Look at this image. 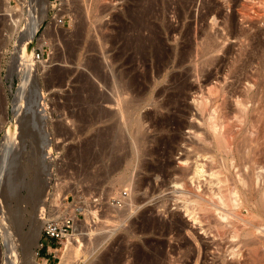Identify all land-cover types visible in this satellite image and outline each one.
Returning a JSON list of instances; mask_svg holds the SVG:
<instances>
[{
  "label": "rangeland",
  "instance_id": "rangeland-1",
  "mask_svg": "<svg viewBox=\"0 0 264 264\" xmlns=\"http://www.w3.org/2000/svg\"><path fill=\"white\" fill-rule=\"evenodd\" d=\"M258 3L264 0H0V150L9 149L0 151V264L7 250L3 217L24 225L19 232L12 225L15 256L23 258L22 237L39 207L26 200L28 186L39 171L50 179L44 223L61 212L80 214L74 264H264L262 247L256 255L243 249L239 263L230 255L231 234L224 236L212 212L194 204L211 203V174L219 170L207 122L223 98L208 91L222 83L233 122L234 97L256 82V105L264 111V10L257 27ZM45 11L27 56L17 44L27 23L29 34L31 16ZM60 17H66L64 27L54 23ZM37 51L45 58L30 68ZM123 83L132 88L125 98L134 106L127 124L119 106L114 109ZM244 137L240 144L255 151L251 136ZM36 163L41 170L17 181L20 168ZM197 165L205 171L200 178ZM12 185L19 201L12 199ZM120 194L125 205L117 209ZM69 239L50 240L42 229L38 264H46L45 254L49 264H61Z\"/></svg>",
  "mask_w": 264,
  "mask_h": 264
},
{
  "label": "bare ground",
  "instance_id": "bare-ground-1",
  "mask_svg": "<svg viewBox=\"0 0 264 264\" xmlns=\"http://www.w3.org/2000/svg\"><path fill=\"white\" fill-rule=\"evenodd\" d=\"M45 1L48 3V0H45ZM255 10L257 12V15H256L257 17H255L257 19L256 25H257V27H259L260 20H261L260 17L262 16L261 12H263L262 10H264V3L263 4L262 3L256 4ZM47 16H46V11L44 13L39 14L35 18L33 16H31L32 20L30 21L31 23L29 25L30 26L29 27L30 28L29 34H28V23H27V27L24 30L25 33H27V35L24 36L20 40L19 44H17L18 46L15 44L19 50L21 48H27V56H28V52H31V50H32V48L36 42V35L38 34V30L42 27L43 22L46 20ZM250 21H251V19H250ZM262 36H263L262 33L258 34L257 38L255 35V39L257 40L258 45L262 44V41H261ZM214 41L217 42L216 40H214ZM257 42H256V45H257ZM258 47L259 46H257V49H258ZM206 48H207V46H206ZM214 49L215 48H213V43L212 44L209 43L208 44V50L213 51ZM253 52L255 53V51H253ZM208 53H210V52H208ZM256 53L258 54L259 52H256ZM212 54H213V52H212ZM30 57L31 58L29 59V67L32 68L34 66H37L36 65L37 62L35 63L33 60L34 58H32V53H31ZM254 58H256V57H254ZM258 60H259V58H258ZM260 66H261V64H260ZM262 70L264 71V64H263ZM207 72H209V71H207ZM262 75L264 76L263 73H262ZM220 83L221 82L217 83L216 85H214V87H212L208 91L211 94V97L213 95V97L216 96L217 99H220V98H223V99H222L221 104L217 107V110H214L215 113L214 114H213V112L211 113L212 115H210L208 122H207V127H208L207 129H209V131L211 132L210 135H212V137L211 136L210 137L213 139V143H211V142L210 143L213 144L212 148H213V150L216 151V153L218 155L217 157H219V163H218L219 164V170L216 172H213L211 174L212 178L210 180V184L212 185V187H213L212 189L214 190V192H212L213 195L211 194L212 195L211 200L209 199V202H211V203L205 204L202 200H195L194 201L195 203L194 202L193 203L199 204V206H201L204 210H206V212H209V213L212 212L213 217L216 219L215 221H217V224H218L217 228L224 234V236L228 232L231 234L230 237L233 241V242L231 241L233 243V244L231 243L233 248H232V250H229L231 252V254L230 253L229 254L232 255L236 260H239V258H240V260H239V263H240V261L242 260V257H245V255L243 253L244 252L243 249L248 248V250L251 252L250 254H253V255L259 254L258 252H259V250H261V247H262V249H264V223H263V221H264V147H263L264 141H262L263 143L260 141L261 139L264 138V111H262L263 108H261L260 105L259 106L256 105L257 102H259V100H257L258 96H259V94H258L259 92L256 93V91H255L256 90L255 89V87H256L255 83L256 82L254 84L250 83L249 85H247L244 88V92H243L244 95H242L243 98L241 95H240L241 97H239V96L234 97L235 99L233 101L234 102L233 107H235L237 114L235 115L236 117H234V118H236V120L234 119L235 122L234 121L230 122V120H228V119L231 116L229 118H227L228 112H226V110H227L226 108H228L226 95H225V92L223 90L224 88L221 85L222 83L221 84ZM119 85H121V84L119 83ZM127 85H125L123 83L121 88H119L120 86L118 87L119 88L118 89V92H119L118 93V98H119L118 104H116L114 106V103H112L110 101L108 102V105H110V103H111V105L114 106V109H118L117 106H119V111H120L119 113L122 117V121H124L125 124H127L126 122L132 120V116L130 115L129 108H131L133 106L132 105L131 107H129V104H131L132 102L130 103V100L128 101L125 98V96L128 97L130 91L132 90V88L130 90V87H128ZM257 86H258V83H257ZM95 90H96V88H95ZM262 90H264V89H262ZM261 92H263V91H261ZM131 93H133V92H131ZM113 94L115 95L114 92H113ZM115 98H117V97H115ZM104 99H106V98H104ZM261 100H263V99L261 98ZM137 101H138V99H137ZM120 102H121V104H120ZM135 104H137V103H135ZM195 104H197V103L195 102ZM107 108H109V107L107 106ZM136 112H137V109H136ZM220 120H222L221 123H220ZM134 121H135V119L132 122H134ZM239 125H242L243 128H240L238 130ZM116 126H118V125H116ZM132 126H134V125H132ZM37 128H38V126H37ZM130 129H131V127H130ZM136 129H137V127H136ZM247 135H250L251 138L253 139L252 144L253 143H254V145L256 144L255 151H252V152H248L249 150L247 151V147H248L247 142H245L244 145L240 144L241 142H240L239 138L242 136L247 137ZM197 136L200 137V135H197ZM204 139H206V138H204ZM200 140L203 141L202 138ZM206 140H208V139H206ZM202 144H203V142H202ZM211 144H208V145L210 146ZM48 147H49V144H48ZM199 149H201V148H199ZM8 150H9L8 147L5 146L4 150L1 149L0 151L5 152ZM209 160H211V159H209ZM203 165H204V163H203ZM35 168L39 169V164H37V163L33 164V165L29 164L28 168L27 167L26 168H24V167L20 168L18 170V173L16 176L17 181L20 180V177H22L23 173H25V172L31 173L32 171L34 172ZM39 170H41V169H39ZM194 171H195V173H194L195 178L202 177L204 175V172H205L204 167L200 166V165H197V167H196V169H194ZM0 174H1V172H0ZM42 175L43 174H41L39 171L38 177L35 180V183L32 185L28 184L29 185L28 186V198L26 200L32 206L34 204L38 203L39 207L34 209L33 214H32L33 216H32V218H30L31 219L30 231H28V233H25L23 235L24 237L21 236L23 238V242H21L22 245H20V246H23L22 247V250H23V258L22 259L21 258L17 259L15 256L14 241H15V238H17V235H15L14 231L16 228V231L19 232L20 231L19 229L22 228L24 225L20 222V220H19V222H17L15 224L14 222L12 223L11 220H8V219L5 220V218L3 217V221L1 223V229L6 232L5 233V241H6V245H7V250L5 251V253L3 252V254H2V257H3L2 264H38V262L36 260V255H37V249L40 245L41 231H42V229L45 228L46 224L49 222V221L46 222V224L44 223V219H46L47 217L45 218L46 211H45V208L43 210L42 207L44 205V201H46V198L49 194V191L47 192L48 189L47 190L45 189L44 192L47 193V195H43L44 186L46 184L47 188H48V186H49L48 182H50V179L48 178L47 180L44 181L42 178ZM192 176H194V175H192ZM192 183H191V185H192ZM195 184H197V181ZM187 185H189V184H187ZM12 188L14 191H12V189L9 187V189H11L12 194H13L12 199L14 198V195H15L16 198H14V199L19 201L18 199L20 198L19 196H21V195H18L19 192L17 194L18 188L15 187V188H17V190H15L13 185H12ZM8 193H9V191H8ZM199 193H201V192H199ZM8 195H10V198H11V194H8ZM196 196H198V194ZM124 199H125V197L122 194H120L119 199L115 200L116 202H118V203L114 202L115 207L117 209H121L124 207V205H125ZM21 203H22V201H21ZM212 204H214L216 206L215 210H212L210 208L211 206H213ZM77 210L74 213H70V214L73 215L74 217L78 218ZM244 210L247 211L246 215L243 213ZM13 212H18V211H13ZM13 212H12V214L15 216V213H13ZM61 213H62V216H58L57 218H54V219L62 220L66 215L64 214V212H61ZM2 214H3V212H2ZM193 214H194V212H193ZM13 215H11V216H13ZM14 216L11 217V218H13V220H14ZM16 217L17 216H15V218ZM77 218H75V225L73 227V233H70L65 238L69 239L71 234H74L75 231L78 230L77 222L79 219H77ZM192 218H193L192 220L195 221V224L199 220L198 218H197L198 219L197 220L195 217H192ZM239 221H243L244 225L240 226L238 224ZM12 225H14V226L16 225L15 228H13L14 231L12 230V227H14ZM21 225H23V226L21 227ZM17 234H19V233H17ZM69 240H70V243L67 244V247H66V250L64 251V255H63L61 264H74L76 257H77V254H78V251H80V248H81L80 246H81L82 241H80L77 234L75 233L71 237V239H69ZM79 244H80V246H79ZM75 247L78 248V249L76 248V250H77V252H75L76 254L74 253ZM258 259H259V257H258ZM236 262H238V261H236ZM257 263L261 264L262 261H259Z\"/></svg>",
  "mask_w": 264,
  "mask_h": 264
},
{
  "label": "built area",
  "instance_id": "built-area-1",
  "mask_svg": "<svg viewBox=\"0 0 264 264\" xmlns=\"http://www.w3.org/2000/svg\"><path fill=\"white\" fill-rule=\"evenodd\" d=\"M54 23L59 27H64L66 25V17L56 18ZM44 58H45L44 52L37 51L34 54V61L36 62H40ZM65 202L66 200L64 199V203ZM114 202L116 201L114 200ZM78 216L79 217L77 218L71 214H67L62 220H56L53 218L46 224L44 228L45 236L49 238L50 240H55L61 243L62 240H64L67 235H69L70 233H73V227L75 225V218L79 219L80 214Z\"/></svg>",
  "mask_w": 264,
  "mask_h": 264
},
{
  "label": "crops",
  "instance_id": "crops-1",
  "mask_svg": "<svg viewBox=\"0 0 264 264\" xmlns=\"http://www.w3.org/2000/svg\"><path fill=\"white\" fill-rule=\"evenodd\" d=\"M47 255H48V254H45V259H44V260L46 261V264H49V262H50V258H48Z\"/></svg>",
  "mask_w": 264,
  "mask_h": 264
},
{
  "label": "water",
  "instance_id": "water-1",
  "mask_svg": "<svg viewBox=\"0 0 264 264\" xmlns=\"http://www.w3.org/2000/svg\"><path fill=\"white\" fill-rule=\"evenodd\" d=\"M0 192H1V189H0ZM5 200L9 202L8 196H5Z\"/></svg>",
  "mask_w": 264,
  "mask_h": 264
}]
</instances>
